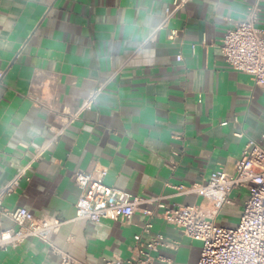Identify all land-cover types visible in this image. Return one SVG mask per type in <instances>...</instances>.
<instances>
[{
    "label": "crops",
    "instance_id": "1",
    "mask_svg": "<svg viewBox=\"0 0 264 264\" xmlns=\"http://www.w3.org/2000/svg\"><path fill=\"white\" fill-rule=\"evenodd\" d=\"M174 1L0 0V192L10 187L1 206L65 221L50 241L79 262L127 260L142 233L144 244L158 235L176 244L160 245L152 264H198L202 243L168 224L155 199L200 203L174 187L233 173L248 140L264 134V88L220 49L256 0H187L163 25ZM94 168L151 200L129 220L78 219L74 173ZM248 194L233 191L223 207L233 223ZM9 228L18 225L0 213V232ZM59 261L36 237L0 251V264Z\"/></svg>",
    "mask_w": 264,
    "mask_h": 264
},
{
    "label": "built area",
    "instance_id": "2",
    "mask_svg": "<svg viewBox=\"0 0 264 264\" xmlns=\"http://www.w3.org/2000/svg\"><path fill=\"white\" fill-rule=\"evenodd\" d=\"M186 1L175 0L173 7L166 9L163 25L168 23ZM261 1L256 0L250 5L246 18L226 31L220 49L227 63L235 70L249 74L257 86L264 88V30L257 25ZM195 47L192 45L193 49ZM181 59L179 55L177 60ZM2 75L0 72V79ZM61 131L62 129L55 131L51 142L57 140ZM172 168H176V163H172ZM106 175V168H94L90 171L79 169L74 173V181L81 190L76 204L78 219L93 222L107 219L129 220L143 203L151 200L131 196L107 185ZM174 188L176 194L201 198V202L197 204L175 203L172 206L164 202L165 197L155 199L168 224L179 228L192 240L202 243L198 264H264V134L259 140H248L233 173L218 169L211 173L206 183L179 185ZM240 188H246L249 194L237 226L217 225L216 220L222 208L231 203L233 191ZM9 191L10 187H6L0 192V213L18 225V228L0 232V251L17 248L28 238L36 237L45 241L53 252L60 255L58 264H85L59 251L50 241V236L59 231L65 221L57 217L38 218L25 207L3 209V196ZM144 213L153 214L149 210H144ZM151 228L152 223L149 221L143 232H149ZM134 239L132 257L127 260L117 257L107 260L105 264H152L153 252L160 245L176 247V244L163 243L161 235L146 244L142 242V233L136 234Z\"/></svg>",
    "mask_w": 264,
    "mask_h": 264
},
{
    "label": "rangeland",
    "instance_id": "3",
    "mask_svg": "<svg viewBox=\"0 0 264 264\" xmlns=\"http://www.w3.org/2000/svg\"><path fill=\"white\" fill-rule=\"evenodd\" d=\"M227 209L223 208V211L221 212L222 214H220L218 217L219 219L216 221V224L219 226H224L222 222L224 221H228L231 222L234 227L237 226L238 223H233L232 221L234 220V215H231L229 212L226 211ZM232 226V227H233Z\"/></svg>",
    "mask_w": 264,
    "mask_h": 264
}]
</instances>
